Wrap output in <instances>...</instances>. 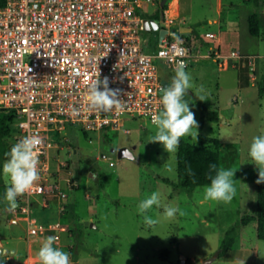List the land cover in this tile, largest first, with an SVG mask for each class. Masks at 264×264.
<instances>
[{"label":"rangeland","instance_id":"obj_1","mask_svg":"<svg viewBox=\"0 0 264 264\" xmlns=\"http://www.w3.org/2000/svg\"><path fill=\"white\" fill-rule=\"evenodd\" d=\"M152 6L160 8L162 26L192 27L191 36H182L194 58L190 66L175 71L158 63L160 78L171 83L169 105L156 124L135 117L98 132L67 126L60 133L58 156L66 164L59 171L65 209L61 213L56 200L48 208L30 207V216L38 223L58 221L69 227L71 246L62 255L71 259L70 248L76 244V264H182L183 260L187 264L186 259L188 264H203L218 252L227 228L255 212L256 176L264 174V41L249 33L248 16L254 6L251 0H221L218 14L215 0H182L184 21L175 18L169 0L143 3L142 13ZM168 9L174 10L173 17ZM213 18L238 39L223 43L221 58L205 41L206 32H218ZM156 33H142L146 48L156 46ZM232 50L239 52L238 58H230ZM224 58L227 66L220 69ZM177 84L204 97L205 110L179 101ZM213 113L219 120H209ZM199 133L221 141L219 183L198 186L188 194L180 187L176 145L180 139L198 145ZM15 137L14 130L6 139L14 156ZM121 147L130 148L134 158H118ZM14 175V161H4L5 185L10 186ZM13 202L14 195L8 193L0 205V244L4 245H0V264H7L3 249L14 250L11 264H23L28 249L26 214L17 213L18 223H11ZM69 205H74L72 221L67 217ZM60 233L62 243H67V233ZM45 238V243L30 242L34 255L56 253L53 241ZM209 264H264V240L257 238L255 222L240 226L232 249Z\"/></svg>","mask_w":264,"mask_h":264},{"label":"built area","instance_id":"obj_2","mask_svg":"<svg viewBox=\"0 0 264 264\" xmlns=\"http://www.w3.org/2000/svg\"><path fill=\"white\" fill-rule=\"evenodd\" d=\"M151 2L5 0L0 7V110L14 116L19 157L11 192L13 208L27 216L28 235L58 241L56 232L66 230L30 217L35 203L48 208L56 200L65 209L60 133L67 126L117 128L135 117L156 124L169 105L158 63L176 71L194 60L178 27H167L153 53L144 50L138 11Z\"/></svg>","mask_w":264,"mask_h":264},{"label":"trees","instance_id":"obj_3","mask_svg":"<svg viewBox=\"0 0 264 264\" xmlns=\"http://www.w3.org/2000/svg\"><path fill=\"white\" fill-rule=\"evenodd\" d=\"M166 0H163V2ZM5 0H0V7L4 5ZM254 10L248 16V29L252 36H261L264 41V13L263 0H251ZM160 8L148 15L156 20L159 19ZM146 31V30H145ZM196 35V33H195ZM175 93L179 101H183L186 105H196L201 110L206 108V99L195 94L190 89L177 84ZM210 121L219 120V115L213 113L209 116ZM14 116L9 111L0 110V205L3 198L9 193L13 185L8 187L2 178V164L4 161H15L19 157L18 151L16 155H11L7 150L6 139L15 130ZM203 127L200 122L199 129ZM199 144L195 145L183 139H180L176 145L177 172L181 179L180 187L188 194L198 186H212L219 183L220 156L219 148L221 141L218 138L198 134ZM17 150V149H16ZM76 178H73L74 180ZM70 212L68 219L74 220V205H69ZM254 221L256 226V236L259 240H264V174L258 173L256 176V208L253 215H244L235 224L229 226L218 248V256H224L232 249L236 237L239 233L240 226H246ZM73 232V231H72ZM74 234V233H73ZM79 247V246H78ZM76 244L71 248L72 260L76 264L77 256L75 253ZM186 263L189 260L186 259Z\"/></svg>","mask_w":264,"mask_h":264},{"label":"crops","instance_id":"obj_4","mask_svg":"<svg viewBox=\"0 0 264 264\" xmlns=\"http://www.w3.org/2000/svg\"><path fill=\"white\" fill-rule=\"evenodd\" d=\"M173 2H175V6L173 7ZM181 2H182V0H169V3H170V6H172V8L173 9H175V11H176V15H177V17L175 16V18H178L179 20H185L184 19V17L182 16V14H181ZM220 4H221V0H215V5H216V11L218 12V14H219V7H220ZM170 6H169V8H170ZM153 7V6H152ZM173 9H171V11H172V13H174V10ZM143 10V9H142ZM142 10H140V11H138L139 13H140V15H141V17L143 18V19H145V18H147V19H153V20H155L157 23H158V25H159V27H162V28H166V26H162V18H160V16H159V19L158 20H156V19H154V18H152V17H149L148 15H150V14H152L154 11H155V7H153L151 10H148V8H146L145 9V11H146V13H142ZM173 15V14H172ZM211 22L212 23H215V24H217V27H218V32H217V34L215 35V34H212L211 32H206V33H210V34H212L213 35V38H215V37H217L216 38V41L215 42H210L209 41V39L210 38H207V39H205V41L206 42H208V44H209V46H210V48H213V50H215V51H217V52H219V53H221V51L223 50V43L224 42H229V41H237L238 39H237V35L235 34V33H230V31H228L227 29H225V30H222L221 29V26H220V24H219V19L218 18H213L212 20H211ZM180 25H182V24H180ZM180 27V26H179ZM187 27H190L191 28V32H190V35H191V33H192V27L190 26V25H187ZM146 31H150V32H153V31H157V30H153V29H149V30H146ZM205 33V34H206ZM189 35V36H190ZM189 36H186V37H189ZM206 37V36H205ZM212 38V39H213ZM158 31H157V33H156V41H155V43H156V46H154V48H153V50H150V48H146L145 46H144V44H143V48H144V50L146 51V52H149V53H153L155 50H156V47H157V44H158ZM210 42V43H209ZM142 43H143V41H142ZM222 54V53H221ZM220 54V55H221ZM225 59V58H224ZM220 63H221V61H220ZM220 63L218 64L219 66V68L221 69V68H226V66H227V59L225 60V62L223 61V63H222V66H220ZM224 65V66H223ZM10 186H12L11 184H10ZM9 186V187H10ZM14 186V185H13ZM12 186V187H13ZM12 189H10V191H9V193L10 194H12ZM4 199V198H3ZM3 201V200H2ZM13 204H14V202H13ZM35 204H37V203H35ZM34 205V204H33ZM39 205V204H38ZM32 207V206H31ZM12 211H14V213H15V217L14 218H12L10 221H11V223H13V224H17L18 223V220H19V218L16 216V214L17 213H19V212H21V211H19V210H17V209H14V210H12ZM61 214V213H60ZM31 217V216H30ZM26 218H27V216H25V221H26ZM32 218V217H31ZM35 219V218H34ZM56 222H58V221H56ZM54 223V222H53ZM90 223V222H89ZM26 224H27V221H26ZM49 224H51V223H49ZM87 226H89V225H87ZM63 227H65V231H60V232H65V233H67V237H68V241H67V243H62V241H61V236H60V232H56V233H58L59 234V239H58V241H54L52 238H50V237H48L49 239H51L52 241H53V246H55V251H56V253L55 252H53V253H50L49 255H43V254H38V255H34L33 254V250L31 249V245H30V242H35V241H37V242H42V243H45L46 242V238H42V237H34V236H30V235H28V225H27V227H26V229H27V239L26 240H28L27 242H28V249H27V252H26V254H25V256H24V258H23V264H27V262L29 261V260H31V259H34L35 261H34V263L33 264H74V262H73V260H72V258L70 259V256H69V254H66L65 256L64 255H62V253H63V250L65 249V248H68V246H71V238H70V236H69V227L68 226H63ZM47 238V239H48ZM1 245V247L2 248H4V245L1 243L0 244ZM72 248V247H71ZM71 248H70V250H71ZM66 250V249H65ZM6 252V253H5ZM4 253H5V255H4ZM13 255H14V250H9V249H3V252H2V258H4V261L7 263V264H11L10 263V261H11V259H13L12 257H13ZM6 256V257H5ZM65 261H67L68 263H65ZM29 263V262H28Z\"/></svg>","mask_w":264,"mask_h":264},{"label":"water","instance_id":"obj_5","mask_svg":"<svg viewBox=\"0 0 264 264\" xmlns=\"http://www.w3.org/2000/svg\"><path fill=\"white\" fill-rule=\"evenodd\" d=\"M144 26H145V30H149V29H153V30H157L158 31V41L161 42L162 38L164 37V35L167 33V28H162L159 27L158 23L153 20V19H147L145 18L143 20ZM178 31L179 34L181 36H189L190 32H191V28L187 27V26H180L178 27ZM163 84L165 86V93H169V89L171 87V83L167 80H162ZM117 157L118 158H129V159H133L134 158V154L132 152V150L128 147H121L117 150ZM86 225H89L90 227H95V224L93 223H89V222H85ZM1 248H0V261H1ZM218 252L210 257L209 259H206L205 261H203V264H209L211 263L217 256H218ZM185 260L182 261V264H184ZM196 264H200V263H196Z\"/></svg>","mask_w":264,"mask_h":264},{"label":"bare ground","instance_id":"obj_6","mask_svg":"<svg viewBox=\"0 0 264 264\" xmlns=\"http://www.w3.org/2000/svg\"><path fill=\"white\" fill-rule=\"evenodd\" d=\"M175 6V2H173V7ZM168 13L170 14L171 17H173L172 13L169 12V9H168ZM140 14V13H139ZM145 32V31H144ZM191 36V35H190Z\"/></svg>","mask_w":264,"mask_h":264}]
</instances>
